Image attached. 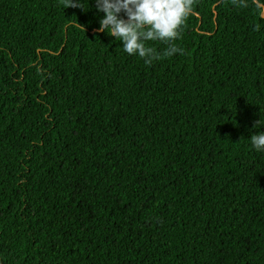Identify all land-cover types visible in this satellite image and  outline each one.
I'll return each mask as SVG.
<instances>
[{
	"label": "trees",
	"instance_id": "1",
	"mask_svg": "<svg viewBox=\"0 0 264 264\" xmlns=\"http://www.w3.org/2000/svg\"><path fill=\"white\" fill-rule=\"evenodd\" d=\"M88 3L0 0V264H264V0L150 64Z\"/></svg>",
	"mask_w": 264,
	"mask_h": 264
},
{
	"label": "clouds",
	"instance_id": "2",
	"mask_svg": "<svg viewBox=\"0 0 264 264\" xmlns=\"http://www.w3.org/2000/svg\"><path fill=\"white\" fill-rule=\"evenodd\" d=\"M193 0H92L98 17V31L110 30L112 37H119L123 50L150 64L160 56L169 57L183 50L174 40L180 39V29L192 12ZM87 4L88 0H87ZM66 6L82 10L83 0H66ZM90 7V5H89ZM159 40L167 45L157 52L146 44ZM259 123L257 120L253 127ZM252 148L264 152V131L250 136Z\"/></svg>",
	"mask_w": 264,
	"mask_h": 264
}]
</instances>
